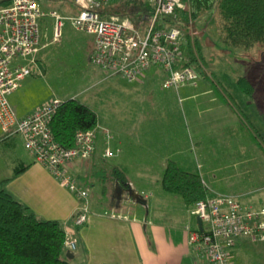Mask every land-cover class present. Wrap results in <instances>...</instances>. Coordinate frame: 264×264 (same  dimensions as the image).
<instances>
[{"label": "rangeland", "instance_id": "1", "mask_svg": "<svg viewBox=\"0 0 264 264\" xmlns=\"http://www.w3.org/2000/svg\"><path fill=\"white\" fill-rule=\"evenodd\" d=\"M39 1L47 13L41 20L45 31L44 46L33 58L34 63L32 60L25 62L31 65L32 75L17 97L26 98L31 106L55 99H78L93 109L105 129L98 126V132L105 134L110 130L116 139H125L122 157H113L105 163L121 161L122 168L129 171L127 177L134 191L144 200L141 189H151L163 213L180 208L179 197L176 200L168 194V200L162 199L166 203L160 200V195L165 196L161 184L164 163L174 156L192 162L198 161V154L202 157L204 167L197 172L209 185L206 184L210 194L214 191L238 196L244 203L256 204L264 200V47L259 45L246 50L224 43L218 29L216 8L204 11L197 19L191 18L188 25L181 13L185 36L189 32L201 52L194 63L200 74L199 84L208 86L211 91L186 103L172 100L169 109L162 81L152 77L154 69L137 81L109 77L92 61L94 37L80 32L66 19L63 20L62 37L56 39L55 19L48 14L55 11L61 17L77 15L80 9L75 0ZM184 3L189 6L186 0ZM115 8L121 14L127 11V15L132 16L133 6ZM136 19L139 21L138 17ZM241 79L247 83L240 84ZM168 110L182 119L189 115L191 124L189 128L177 127L179 138L170 144ZM198 116L203 119L201 133H197L194 126ZM20 140L19 150L27 152L23 138ZM111 148L116 151L115 146ZM0 149L6 150L5 145ZM90 163V160H77L67 164L66 169L72 173L76 167L90 166ZM106 168L112 177L111 169ZM111 179L107 182L106 195L102 193V185H91L90 207L100 209V204L109 207L113 203L116 194L112 193ZM161 220L168 223L166 217ZM245 241L251 248L258 247L251 249V255L254 260L257 258L256 264H260L259 255L264 258V250H261L264 245L253 244L247 238L240 240Z\"/></svg>", "mask_w": 264, "mask_h": 264}, {"label": "built area", "instance_id": "2", "mask_svg": "<svg viewBox=\"0 0 264 264\" xmlns=\"http://www.w3.org/2000/svg\"><path fill=\"white\" fill-rule=\"evenodd\" d=\"M135 1L153 4L145 23L129 15L103 13L111 2ZM186 1L189 6L184 0H75L80 9L77 15L61 17L55 11L48 15L55 19L58 40L65 19L80 32L94 37L92 61L109 77L137 81L152 68H158L165 75L162 88L179 93L184 88H196L200 78L195 66L187 65V41L180 18L181 13H189L191 18L190 1ZM46 16L39 0H0V127L7 137L21 136L36 161L88 203L90 190L81 186L66 165L95 155L97 129L79 132L76 145L66 148L57 141L51 127L64 100H51L29 116L19 118L9 99L32 75L31 65L25 62L34 63L44 46L41 20ZM193 52L197 57L194 43ZM107 136L110 140L111 134ZM113 156L107 147L104 157ZM143 196L147 198L144 193ZM194 213L202 221V229L191 233L190 243L210 264H232V250L239 238L264 242V200L244 203L238 196L213 191L195 205ZM89 217L87 204L77 213L76 225L85 226ZM66 247L71 252L78 247L76 237L69 232Z\"/></svg>", "mask_w": 264, "mask_h": 264}, {"label": "crops", "instance_id": "3", "mask_svg": "<svg viewBox=\"0 0 264 264\" xmlns=\"http://www.w3.org/2000/svg\"><path fill=\"white\" fill-rule=\"evenodd\" d=\"M152 69H154L152 77L160 78L163 82L165 75L162 71L158 68ZM26 81L27 79L23 82L22 87L9 98L19 118L29 116L47 103L42 102L31 106L27 103L26 98L17 97ZM199 89L202 90L199 91ZM162 90L168 95L169 109L172 106V100L178 101L179 99L181 103L184 100L183 103H186L196 100L200 96L204 97L211 91L208 86L202 87L200 84L196 88H184L179 93L173 89L165 90L162 88ZM168 111V144H170L171 141L179 138L177 127L189 128L190 118L189 115H186L185 119L175 117L174 114H170V110ZM198 118L199 116L194 126L197 128V133H201L203 119ZM99 128L103 129L100 123ZM0 131L3 132L1 127ZM1 133L0 146L4 144L6 150L0 149V182L13 178L8 183L7 190L15 198L28 206L41 219L63 222L66 231L69 233L75 234L74 216L82 207L91 204L92 186L95 184L102 185V193L106 195L109 191L107 182L112 178V193L116 194L113 203L109 207L100 204L98 205L99 208L102 207L100 209L89 206V221L81 228L79 236H75L78 242L77 250L73 252L68 250L72 253V258H70L72 264H210L190 243L191 233L201 227L199 218L194 213L195 206L188 207L180 196L170 194L175 199L177 197L181 199L180 201L176 200L182 208L172 210V213H163V211L161 212L162 208L158 207L156 193L151 189H141L147 195L144 204L141 205L140 202L135 201L130 194L126 193L128 186L133 187V183L127 175V185H123L113 177L115 169L126 174L129 172L126 168H122L121 161H116L110 165L105 163L113 157L117 159L122 157L125 139H116L110 130H107L105 134L98 132L97 150L95 155L89 159L91 161L90 166L83 164L72 170L71 174L81 186L90 190L87 203L65 187L46 166L39 164L29 150L27 152L19 150L18 145L21 136L7 137ZM107 133L111 134L110 140ZM111 146H115L116 151H113ZM107 147L114 152L113 157H104ZM173 158L164 163L165 169L169 160L175 161L183 170L189 172L198 173V169L204 167L201 161L202 157L199 154V159L195 162L182 156L179 158L174 156ZM24 167H28L26 171L14 177L16 172ZM106 167L111 169L112 177L109 176ZM165 169H163V173ZM205 183L207 184L206 181ZM168 194L165 192V196L160 195V200H168ZM164 217L168 218V223L161 220ZM241 239L243 238L236 241L232 250V264L258 263L257 258L254 260V255H251V249H258V247L251 248V245L246 241L240 242ZM249 241L253 244L264 245V242ZM261 250H264V246ZM233 260H235L234 263ZM259 261L260 264H264L263 255H259Z\"/></svg>", "mask_w": 264, "mask_h": 264}, {"label": "trees", "instance_id": "4", "mask_svg": "<svg viewBox=\"0 0 264 264\" xmlns=\"http://www.w3.org/2000/svg\"><path fill=\"white\" fill-rule=\"evenodd\" d=\"M191 18L197 19L204 11H218V29L222 41L229 46L251 50L264 47V0H189ZM141 3V4H140ZM133 6L131 11L139 22H146L153 11V4L146 1L111 2L103 9L104 14H121L115 7ZM141 6V7H140ZM140 7V8H139ZM189 24V13H182ZM187 27V26H186ZM186 54L189 62H197L193 52V41L189 32L186 36ZM197 53H201L196 41ZM244 85L245 79L239 81ZM99 126L97 113L78 99L65 100L51 123L57 141L66 148L76 145V136L81 131L95 130ZM28 167L18 170L21 175ZM126 173L115 169L113 177L127 185ZM0 182V264H72L67 257V234L65 224L60 221L44 220L28 206L15 198L7 185L12 180ZM165 192L180 196L186 206L193 207L206 200L210 191L199 173L183 170L175 161H169L161 180ZM87 185V183H84ZM106 189V188H105ZM73 218L74 236H79L82 227Z\"/></svg>", "mask_w": 264, "mask_h": 264}, {"label": "water", "instance_id": "5", "mask_svg": "<svg viewBox=\"0 0 264 264\" xmlns=\"http://www.w3.org/2000/svg\"><path fill=\"white\" fill-rule=\"evenodd\" d=\"M126 193H128V194H130V196L135 200V201H137V202H145V200H143L142 198H141V196H139L138 194H137V192H135L134 191V189H132V188H127V190H126ZM199 225L201 226V229H202V221L199 219ZM67 257L70 259V258H72V253L71 252H68L67 253Z\"/></svg>", "mask_w": 264, "mask_h": 264}]
</instances>
